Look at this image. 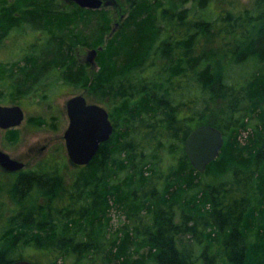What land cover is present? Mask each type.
I'll use <instances>...</instances> for the list:
<instances>
[{"label": "trees", "instance_id": "16d2710c", "mask_svg": "<svg viewBox=\"0 0 264 264\" xmlns=\"http://www.w3.org/2000/svg\"><path fill=\"white\" fill-rule=\"evenodd\" d=\"M112 1L88 9L67 0H0V49L20 55L5 62L0 102L88 86L109 104L115 127L70 181L55 171L16 174L0 264H264V210L252 208L259 176L264 197V109L247 144L237 134L264 100V0ZM111 7L128 12L113 36ZM99 46L92 78L77 50ZM246 65L234 80L231 68ZM203 124L219 128L224 144L200 172L184 145ZM18 134L11 128L6 138ZM209 172L218 177L204 192L210 207L194 202L177 221L178 204L196 197L189 191ZM114 209L130 215L121 241L108 236ZM210 226L218 240L209 239ZM134 239L146 255L129 260Z\"/></svg>", "mask_w": 264, "mask_h": 264}, {"label": "rangeland", "instance_id": "374dc122", "mask_svg": "<svg viewBox=\"0 0 264 264\" xmlns=\"http://www.w3.org/2000/svg\"><path fill=\"white\" fill-rule=\"evenodd\" d=\"M244 1L248 2L249 0ZM111 4L113 5L112 0H110L109 3L104 7L110 6ZM113 11L115 16L111 25L114 27V30L110 36H113L116 31L120 29V25L124 22L126 16L128 15V12H124L122 10H114L113 8ZM100 48L103 49V46L97 47L98 50H101ZM90 49L91 48L89 47H80V49H78V55L79 58L85 59L84 63H86L88 66L90 77L94 78L95 74L99 72L100 66L98 64L97 57L96 64L94 65H91L86 61V54ZM19 56L20 55L16 52L15 48L12 50L6 47L0 49V62H3L0 64V81L7 77V74H4V72H6L9 67L5 64V62H8L11 59L16 60L19 58ZM250 66H233L230 70V74L232 77H234V80H241L240 75L248 72L250 70ZM0 87L3 88L2 86ZM89 91V99L91 101L103 105L110 111L109 104L107 105L106 103L100 101L98 94H96L94 91H91L90 88ZM39 92L40 96H34L35 98L29 97V99L23 98L14 102H0L2 104H20L26 113L23 123L15 128L18 130L19 134L18 138L14 141L8 140L6 138L9 129L0 130L2 134V148L9 152L13 157H16L22 161L24 160L25 163H27V171H55L64 175L66 179L70 181L71 177L76 174L81 166H75L69 161V156L65 147L64 133L69 126L66 102L70 97L74 96V94L79 91L75 88L67 87L59 89L57 87L53 89V93L50 95V98L44 100L41 99V96L50 93V91L48 89H42ZM263 109L264 100L262 104H257V106L253 108V111L246 116V127L239 129L237 133L241 145L247 144V140L251 137L250 134L257 132L262 127L261 117L263 114ZM32 117L42 118V120H45V122L41 123L40 125L32 123L30 122V118ZM260 166L262 168L261 175L264 177V162ZM16 174L17 173L4 172L0 168V239L9 225V217L12 214L13 198L8 189L9 186L13 184ZM123 177L124 175H122V178ZM200 177L202 185L189 191L190 195H195L196 197H193L189 203L186 201L178 204L176 216L177 221L180 220L179 214L181 213V208L186 209L187 206L192 208L191 204L195 205L194 202H197L196 206L204 209L210 207L209 204L206 205L204 200V192H206V189L210 184L216 183L218 177L211 172L208 174H203ZM260 178L261 177L259 176L256 180V191H254L253 202L254 206L252 207L256 212H258L260 209L264 210V197L261 194L262 190L260 189ZM174 184H176V187L179 186L177 182ZM159 197L160 196L157 198ZM186 198L188 199V196ZM195 199L198 200L195 201ZM142 209L144 221L149 222L152 218V207L145 205L142 206ZM186 210L190 211L191 209L187 208ZM129 217L130 215H128V213L120 212V209L118 211L114 209L111 215V221L109 222L110 225H108L107 229L108 236L112 237L114 234H116L118 240L121 241L122 237L125 236L123 228L125 224L129 223ZM131 223L133 224V222ZM207 232L210 235V240H218L217 228L210 226ZM183 241L184 242H180L182 244L187 242L188 236ZM146 248L147 247L145 246H141L138 241L136 242L135 239L133 242L129 241L127 242L126 257L129 258V260L133 259L134 257L144 258L146 255Z\"/></svg>", "mask_w": 264, "mask_h": 264}, {"label": "water", "instance_id": "95a60500", "mask_svg": "<svg viewBox=\"0 0 264 264\" xmlns=\"http://www.w3.org/2000/svg\"><path fill=\"white\" fill-rule=\"evenodd\" d=\"M82 8L100 9L110 0H67ZM102 48V47H101ZM100 48V49H101ZM87 62L96 64L98 49L88 52ZM69 126L64 133L69 161L75 166L87 165L98 152L102 143L108 141L114 133V124L106 107L88 104L82 94L69 98L66 102ZM26 113L20 104L0 103V130L20 126ZM224 144L223 132L209 124L196 127L185 140V152L192 166L203 172L207 166L218 158ZM0 166L7 172L20 171L25 162L13 157L2 148L0 132ZM7 264H37L29 259H17Z\"/></svg>", "mask_w": 264, "mask_h": 264}, {"label": "flooded vegetation", "instance_id": "af4514ba", "mask_svg": "<svg viewBox=\"0 0 264 264\" xmlns=\"http://www.w3.org/2000/svg\"><path fill=\"white\" fill-rule=\"evenodd\" d=\"M78 51L79 50H77V54H78ZM79 56V55H78ZM81 59V58H80ZM87 59H88V54H86V61H87ZM82 60V62L84 63L85 62V59L83 58V59H81ZM89 63V62H88ZM84 64H86V63H84ZM78 91L79 92H77L76 94H74V96L75 95H78V94H82L84 97H85V99H86V102L88 103V104H92V103H94L93 101H91L90 99H89V87L87 86V87H81V88H79L78 89ZM88 91V92H87ZM96 104H98V103H96ZM101 105V104H100ZM67 108V107H66ZM67 110V109H66ZM67 115H68V113H67ZM69 118V117H68ZM65 140V139H64ZM65 147H66V142H65ZM44 148V147H43ZM24 161V160H23ZM25 162V161H24ZM0 168L2 169V171H4V172H6L1 166H0ZM24 171H27V163H25V167L23 168V169H21L20 171H16V172H14V173H20V172H24ZM8 173V172H7Z\"/></svg>", "mask_w": 264, "mask_h": 264}]
</instances>
